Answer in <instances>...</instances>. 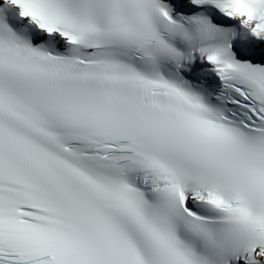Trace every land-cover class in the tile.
Listing matches in <instances>:
<instances>
[{
	"label": "snow or ice",
	"instance_id": "1",
	"mask_svg": "<svg viewBox=\"0 0 264 264\" xmlns=\"http://www.w3.org/2000/svg\"><path fill=\"white\" fill-rule=\"evenodd\" d=\"M0 264H264V0H0Z\"/></svg>",
	"mask_w": 264,
	"mask_h": 264
}]
</instances>
